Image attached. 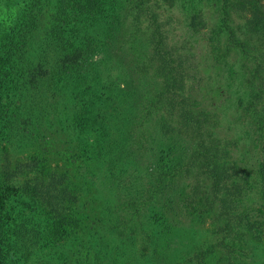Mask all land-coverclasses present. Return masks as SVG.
Wrapping results in <instances>:
<instances>
[{"label":"trees","instance_id":"obj_1","mask_svg":"<svg viewBox=\"0 0 264 264\" xmlns=\"http://www.w3.org/2000/svg\"><path fill=\"white\" fill-rule=\"evenodd\" d=\"M114 3L55 0L50 21L42 25L40 0H27L11 31L0 37L5 38L0 40V264H12L14 255L22 258L21 264L65 263L62 241L70 235L64 223L77 197L68 188V177L48 168L45 155L52 134L69 135L81 125L99 144L81 153L78 179L87 178L90 189L104 180L99 196L106 180L107 191L121 197L113 210L106 196L100 198L99 211L105 215L91 220L83 237L91 246H101L104 236L113 235L110 248L106 242L110 264H207L215 252L221 254L220 264H264V145L254 161L256 208L237 213L235 204L255 187L246 181V169L228 161V148L218 140L211 115L184 90L188 73L183 58L162 42L160 23L154 13L147 14L143 0L127 8L131 17L112 11ZM256 5V0H220L218 22L210 33L215 44L224 36L242 59L232 74L242 78L237 90L250 95L245 106L240 98L235 101L243 136L234 139V146L264 137V14ZM227 8L246 20L240 27L245 34L229 27ZM184 10L192 31L204 24L199 9ZM144 11V37L131 30L119 38L124 24L132 27ZM121 52L124 66L118 61ZM225 65L231 67L229 61ZM149 70L161 81L152 96L138 102V116L162 99L170 110L179 102L184 106L174 126L161 121L147 134L134 121L132 96L119 87L127 73L147 75ZM167 139L169 146L158 144ZM204 220L208 234L194 244L187 229L194 231ZM102 221H107L105 235L96 232ZM58 230L63 236H55ZM151 237L161 240L159 246L145 244Z\"/></svg>","mask_w":264,"mask_h":264},{"label":"rangeland","instance_id":"obj_2","mask_svg":"<svg viewBox=\"0 0 264 264\" xmlns=\"http://www.w3.org/2000/svg\"><path fill=\"white\" fill-rule=\"evenodd\" d=\"M115 1L116 3H114L112 7L109 5L108 7L118 14H122L126 11L128 13L127 16L131 17V12L133 11L127 8L131 6L134 0ZM187 1H189L191 5H186L188 3ZM228 1L233 2L234 0ZM256 1V7L264 14V0ZM40 2L42 6V11L40 12L42 18L41 23L42 25H47L55 9L52 7L55 0H40ZM143 2L144 5H146L145 10L147 14L151 12L154 13L157 22L160 23L163 35L162 42L166 43L168 48L170 47L173 49L174 55L183 58L185 62L184 66L188 73V78L183 82L184 90H187V93H189L190 97L193 98L199 108L206 110L211 115L218 140L222 142V146L225 141L226 147L228 148V161L232 163L234 167L244 168L248 171V179L246 181L255 188L251 191H247L244 194L245 197H242L241 201L235 204L237 213L243 210H254L256 208V201L258 200L254 161L257 158L255 156L258 154V151L259 155L261 154L260 148L261 145H264V137H255L252 141L248 143L247 141L241 142L237 146L233 144L234 139L239 137L240 141H242L243 136L242 130L240 129V120L242 116H240L241 114H237V112L240 113V111L235 110L237 107L235 101L240 98L242 100V105L245 106L250 100V95L246 89L238 91L236 87V81L242 79L239 74L238 76L232 74L237 72L238 65L242 62V59L240 60L239 56L234 54L236 50H233L226 44L224 36L218 37L217 40L219 41L217 44H215L216 42L214 43L210 36V33L213 32L214 29L212 27L218 22L220 0H143ZM25 3H27V0H0V37L11 31V27L14 24V17L19 14V11L23 8ZM181 7H184L186 11L188 8L192 9V7H194L196 11L199 9L201 12V23L203 20L204 24L196 31H192L186 24L183 15L185 10H181ZM234 9L236 10V8ZM226 11L229 13L228 15L230 17V21L228 22L229 27L235 28V26H237L239 27V32L245 34L240 31V27L242 24H246V20L244 21L242 16L238 15L235 11H231L228 8ZM139 18V22L132 27H130V23L124 24L125 27L120 30L119 38H123L124 35L131 30H137L142 39L144 37V32L148 30L146 27L147 17L145 11L144 15H141ZM245 18H249V14H246ZM247 20L251 22V19ZM250 37H253V35H250ZM4 40L5 38L1 41ZM31 41L35 44L38 41V34ZM125 46L126 45H124V47ZM260 52H263L264 56V47L260 48ZM225 53H227V55ZM120 56H123L122 52L120 55L118 54V61L121 66H124L127 59L125 58L124 60ZM262 58L264 60V57ZM236 60L238 62L234 63ZM258 60L259 57L255 61L256 64ZM227 61H229L231 65L230 68L225 65ZM153 67L152 65L150 66V68ZM147 73V75L127 73L126 78H128V82L127 80H125V82L122 81L119 89H121L126 96L129 95L133 97V99L132 97L129 98V105L130 109L132 108L135 114L134 121L136 124H140L142 127L141 130L148 134L149 129L152 130L155 123L167 120L169 125H173L177 119H180L178 115L182 114L179 108L180 106L182 108L184 105H181L179 102L180 105H174L175 107L173 110L176 109V111H173L169 109L171 105H166L167 100L162 99L154 103L156 104L155 106L154 104L148 106L147 111H143V114L138 116V102L152 96V93L159 88L161 81L160 78L152 75L150 70ZM232 76L236 79L235 81L233 79L230 80ZM176 99L181 101L179 98ZM248 115H250V113H248ZM50 137H52V140L49 148L50 153L45 155L47 158L46 164L49 169L52 168L57 172L64 173L68 177V188L74 192L77 197L71 217L67 223H64V227L70 235L68 240L62 241L65 247L63 254L67 256V259L64 260V264H110L108 260L110 249L108 248H110V245L114 244L113 235L104 236L103 240H101V246L96 243H93L91 246L90 241H88L86 237L83 238L84 234H88L89 227L87 226L90 221H96L101 213L104 214L103 211H99L100 208L103 207L100 198L106 196L104 200L108 202L107 204L112 210L121 198L120 195L115 196L113 189H111L110 192L107 191L108 183L106 180L101 188L99 196L97 189L104 180L100 183L98 181L99 184L97 183L94 188L90 189V187L87 188V178L83 179L81 182L78 179L80 174L78 166L82 163L80 157L81 153L85 150L88 152L93 150L99 144V141H96L94 135L88 132L83 125L69 135L56 132ZM162 141L164 146H169V139L165 141L160 140L158 144L162 143ZM1 153L2 149L0 148V157ZM241 176L242 173H239V178L237 177L236 180L241 182ZM16 204L18 203L16 202ZM26 210L30 213L28 209ZM112 210L110 209V211ZM159 211L160 210H158V213ZM163 214L164 205L161 211V215ZM28 216L29 215L26 217ZM185 222L186 221L181 222L182 227L184 226L183 228H186ZM81 223L82 225H80ZM106 223L107 221H102L101 227H96V232L101 230L100 234L105 235L106 233H104L103 230L106 227ZM207 223L209 222L204 220L203 224L195 226L196 229L194 231L192 230L193 228L187 229L189 233H191L192 243L198 244L204 239L205 235L208 234V232H205L208 227ZM214 227L215 225H212L213 229ZM59 235L63 236L58 230L55 236L57 237ZM106 242L109 245L108 248H106ZM160 242V239L151 237L145 241V244L149 247H151V245L159 246ZM220 256L221 254L219 252H215L213 256L207 260V264H220L217 262ZM13 257L14 260H12V264L22 263V258L18 257V255H14ZM31 258V260L29 259L30 263L34 262L35 259L34 256Z\"/></svg>","mask_w":264,"mask_h":264}]
</instances>
